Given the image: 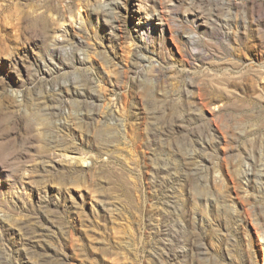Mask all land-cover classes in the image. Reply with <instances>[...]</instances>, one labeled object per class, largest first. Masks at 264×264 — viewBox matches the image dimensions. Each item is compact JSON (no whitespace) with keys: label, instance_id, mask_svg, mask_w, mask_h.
<instances>
[{"label":"rangeland","instance_id":"rangeland-1","mask_svg":"<svg viewBox=\"0 0 264 264\" xmlns=\"http://www.w3.org/2000/svg\"><path fill=\"white\" fill-rule=\"evenodd\" d=\"M0 264H264V0H0Z\"/></svg>","mask_w":264,"mask_h":264},{"label":"bare ground","instance_id":"bare-ground-1","mask_svg":"<svg viewBox=\"0 0 264 264\" xmlns=\"http://www.w3.org/2000/svg\"><path fill=\"white\" fill-rule=\"evenodd\" d=\"M151 25H152V23H149L146 28L150 30L151 29ZM79 61H80L79 63H83V59H79ZM78 93H83V92L78 90Z\"/></svg>","mask_w":264,"mask_h":264}]
</instances>
